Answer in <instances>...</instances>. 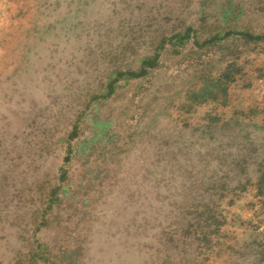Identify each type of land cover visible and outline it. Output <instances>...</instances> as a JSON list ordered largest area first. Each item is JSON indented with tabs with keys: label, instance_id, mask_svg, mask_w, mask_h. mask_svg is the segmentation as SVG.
Listing matches in <instances>:
<instances>
[{
	"label": "rangeland",
	"instance_id": "1",
	"mask_svg": "<svg viewBox=\"0 0 264 264\" xmlns=\"http://www.w3.org/2000/svg\"><path fill=\"white\" fill-rule=\"evenodd\" d=\"M264 0H0V264H264Z\"/></svg>",
	"mask_w": 264,
	"mask_h": 264
},
{
	"label": "trees",
	"instance_id": "2",
	"mask_svg": "<svg viewBox=\"0 0 264 264\" xmlns=\"http://www.w3.org/2000/svg\"><path fill=\"white\" fill-rule=\"evenodd\" d=\"M244 34V36H246L247 38L251 39V38H255V39H264V35H256V36H252L251 34H249L248 32H244L242 33Z\"/></svg>",
	"mask_w": 264,
	"mask_h": 264
}]
</instances>
